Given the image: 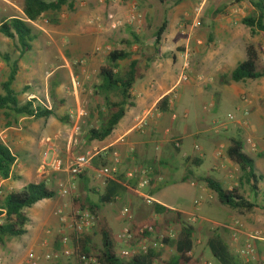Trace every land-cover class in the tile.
Returning a JSON list of instances; mask_svg holds the SVG:
<instances>
[{
	"label": "rangeland",
	"instance_id": "1",
	"mask_svg": "<svg viewBox=\"0 0 264 264\" xmlns=\"http://www.w3.org/2000/svg\"><path fill=\"white\" fill-rule=\"evenodd\" d=\"M231 1L155 0L150 18L144 17L140 9L142 16L138 6H136V11H139L142 17V24H136L135 26L126 25L115 29L116 35H112V38L108 36L102 49L104 53L97 50L93 51L89 39L83 38L77 43L73 39L68 38L70 36L69 33L74 31V27L72 26V20L67 16L75 13V11L72 13L64 11L59 14L56 17V20L59 21L58 24L52 20V15L47 14L35 22L34 25L29 23L37 38L33 43V51L27 53L21 59L20 73L12 87L17 93L20 105H25L30 101L35 106H42L44 103L47 108H52L50 109L53 112L52 117L54 116L55 118H59V116H68L70 118L69 114L77 111L79 103L88 111L89 116L84 120L80 132L76 136L74 135L75 137L69 136L73 123L66 124L59 119L63 127L62 132L68 133V136H63L61 140L63 153L59 160L62 161L61 171H63L64 168L68 169L70 165L65 160V153L69 148L71 152L79 153V150H82L79 149V146L81 144L84 146L88 130L92 129L90 126L95 125L98 121L94 119L93 111L102 104V100L95 96L94 88L99 84V69L106 63V56L111 50L116 47L123 48L121 42L130 40L134 33L140 42L131 49L135 54L133 59H140L143 67L149 65L144 75L149 73V68L152 64H165L166 60L178 57L181 62L179 77L183 66L180 56L188 51L191 55L189 81L183 83L186 88L181 104L182 109L188 112L189 115L187 131L189 133H205L198 140V145L204 149L203 153L207 155L204 158L203 165L199 168L194 164V166L191 165L192 181H194V184L196 182L197 187L193 188L191 187L192 183H188L189 181L181 182L179 179V176L185 173V167L181 161L177 163L175 158L177 154L173 145L167 144L165 148L162 146L158 159L164 162L161 166L165 177V183L162 187L163 194L171 203L177 204L186 213H181L183 221L196 229L191 256L196 260L197 264H220L208 245L209 239L215 235L221 236L230 250L240 258L243 264H258V260L264 255V212L260 209L252 212H240L224 207L219 203L215 194L207 188L201 189V186H199L202 182L201 179L206 176L215 177L226 188H232L239 183L241 172L238 166L233 164L226 155L229 138H235L239 135L245 141V152L255 160L258 171L264 175V78L240 83L230 80L231 72L246 58L245 48L247 44L255 45L264 60V34L252 35L250 29L242 23V20L249 17L253 11L250 0L225 8ZM121 2L126 6L123 12L132 10L131 6L134 0H121ZM222 8H225L224 14L214 17V12ZM109 14L105 13L103 19L105 18L104 24L110 26L108 21ZM165 18L169 21V28L166 32L167 39H163L158 52H155L154 47H151L152 43L154 44V35ZM211 34L212 42H209ZM65 35H68L67 38ZM128 36L130 39H126ZM2 54H10L12 60H16L19 57V52L16 50V42L9 39L8 49L0 52V93L1 84L7 80L9 75V67L2 60ZM213 55L220 58V73L215 77L201 71L202 62ZM129 63L130 61H125L120 66L126 68ZM222 76L227 78V83L222 82ZM76 78L81 82L82 88L86 89V92L81 94L80 97L78 96V98L71 93L73 79ZM196 86L204 90L203 95L200 97H197L198 89ZM30 95H35L36 97L24 100ZM46 95L49 96L51 104L46 102ZM202 110L212 120H217L216 126L210 124L200 128L196 118ZM13 116L16 115L10 111L0 112V136L1 132L9 127L5 126L4 123L9 122V125L12 126ZM230 117H233V120ZM38 121L33 119L23 124L22 133L28 139V143L38 137L40 131L36 123ZM41 122L43 123L44 121ZM3 126L5 127L2 128ZM219 127L222 128V131ZM229 130H232L231 133H229ZM218 138H220L221 147L216 157L215 151L219 145L213 144V142H217ZM0 143H3L1 137ZM209 144H213L211 149H208ZM13 148L18 158L22 159L24 154L18 152L19 148L17 146H13ZM89 153L97 154L94 160L101 158L100 162L98 161V166L94 165L93 160L94 167H101L103 159L107 161L108 156L112 158L114 154H117L113 148L105 151H101L98 148ZM85 154L88 153L82 155ZM119 164L120 160L117 165L118 173ZM174 165L176 167L172 169ZM220 165L226 167L225 170H227L229 179L226 180L222 175L213 172V169ZM21 170V166L16 165L13 169L14 177L12 179L3 180L0 178V205H2V200L8 193L21 191L27 185L35 184L34 182L38 180L37 176L40 173L37 168L34 172V181L27 178L23 179ZM68 175L71 177L69 172ZM76 180H80V178L77 177ZM72 184L73 180L70 179L68 187H71ZM52 185L55 186L53 183ZM59 186L58 182V189L65 188V186ZM261 187L264 190V181L261 183ZM250 196L259 205L262 204L260 199H255L252 194ZM91 197L97 200L96 196L91 195ZM138 202L142 204L143 218H155L159 221L161 226L160 234L153 233L150 239L127 242L123 238V234L128 225H130L129 228L131 229L134 217L130 224L128 216H125L123 211L124 199L121 198L112 205H106L103 208V214L108 219L118 240V255L124 260H129L130 258L123 257V250L129 249L137 255L153 247L161 255L158 264H167L170 258L175 255L176 249L174 245L165 244L163 238L176 241L180 236L181 227L177 224H168V218L166 217L155 215L153 206L147 205L143 197H138ZM40 206L39 208H41ZM37 210L38 207L31 209L29 211L30 217L33 218ZM120 210L121 215L118 212ZM69 214L67 213L65 216H69ZM130 215H132L131 212ZM121 221H125L128 225H124V228V226H121ZM239 225H243V227H239ZM33 230L36 231L37 226L31 223L28 226L29 232L26 236L21 239H6L0 244V264H26L28 254L32 250L37 251L39 255L46 252L61 253L63 247L54 249V240L59 239L61 242L66 236L72 238V234L66 224L60 222V225L57 224L55 229L52 224H49L45 231L49 232L48 235L54 239L42 241L40 246L35 248L30 242ZM95 241L97 244H101L99 236L95 237ZM156 243L159 244L158 248L154 247ZM249 243L253 244L255 248L253 255L246 253V246ZM171 249H174L173 253L170 252ZM87 261L88 264H98L95 259ZM71 263L84 264L83 261L82 263L78 261L76 257L71 260ZM34 264L47 263L39 261Z\"/></svg>",
	"mask_w": 264,
	"mask_h": 264
},
{
	"label": "trees",
	"instance_id": "2",
	"mask_svg": "<svg viewBox=\"0 0 264 264\" xmlns=\"http://www.w3.org/2000/svg\"><path fill=\"white\" fill-rule=\"evenodd\" d=\"M243 1L245 0H232L225 8L238 5ZM77 2L78 0H24L25 19L6 18L1 22L0 34L16 42L19 57L13 61L10 54L1 55L2 60L9 67V75L7 80L1 84L0 112L10 111L16 116L34 120H41L53 115L52 110L46 106H35L31 101L20 105L17 93L12 87L20 73L21 59L33 51V43L37 38L27 20L37 22L43 16L50 14L52 20L58 24L59 21L56 20V17L64 11L74 12ZM250 4L253 11L249 17L242 20V23L250 29L252 35L264 34V0H250ZM225 8L216 10L214 17L224 14ZM168 25L169 21L165 18L155 32V52H158L162 45ZM139 42V38L133 33L130 40L121 42L123 48L116 47L107 54L106 63L100 67L99 84L95 86L94 94L102 100V104L93 111V115H97L98 126L88 130L87 142H103L108 139L126 116L127 110L135 107L132 94L134 86L138 80L142 79L145 70L149 67V65L143 67L140 59H133L135 54L131 49ZM209 42H212V34ZM245 51V60L231 72L230 80L232 82L240 83L264 78V60L257 47L247 44ZM125 61H130V63L126 68H122L120 64ZM222 77V82L227 83V78ZM170 109L169 98L166 96L158 103L157 110L166 114L170 112ZM59 119L66 124L72 123L68 116H59ZM245 148V141L239 135L230 140L226 150L228 159L237 165L241 172L239 183L236 186L226 188L221 181L212 176H206L203 178V182L224 207L240 212H252L256 209L264 212V190L261 187L264 175L258 171L255 160L245 152ZM17 158L18 156L14 155L6 145L0 143L1 179L9 180L13 177L12 173ZM100 160L101 158H96L94 165L98 166ZM193 164L201 166L202 161L195 158ZM85 176L86 174H83L79 178L84 179ZM105 187L104 195L90 190L89 195L84 194L73 198L71 202V214L77 210H88L96 217V226L90 233L83 235L80 239L72 237L75 247L74 258L76 257L81 263L83 259H95L98 264H158L161 255L153 247L129 260H124L118 255V240L108 219L103 214V208L115 201V197L120 195L123 186L118 181H110ZM111 191H114V194H111ZM90 194L96 196L97 200L93 199ZM250 194L255 199H260L262 204L259 205L251 198ZM56 197L57 192L45 183L29 184L21 191L8 193L0 205V244L6 239H21L26 236L29 232L28 226L31 224L29 211L39 203L53 200ZM153 212L157 216L168 218V224H177L181 227L180 236L176 241L168 238L163 240L165 244L174 245L176 249L175 255L170 258L167 264H197L191 256L196 229L183 221L180 212L159 204L153 206ZM160 230V223L155 218L134 220L131 225L133 235L131 242L150 239L153 233L160 234ZM97 236L101 239L100 245L95 241ZM57 243L59 244V241ZM208 245L220 264H243L221 236L211 237Z\"/></svg>",
	"mask_w": 264,
	"mask_h": 264
},
{
	"label": "crops",
	"instance_id": "3",
	"mask_svg": "<svg viewBox=\"0 0 264 264\" xmlns=\"http://www.w3.org/2000/svg\"><path fill=\"white\" fill-rule=\"evenodd\" d=\"M154 3L155 0H134L131 8L136 9V6H138V10L140 11L141 9L144 17L150 18V16H152ZM23 5L24 0H0V24L6 18L18 17L25 19ZM125 7L126 6L122 4L121 0H78L75 6V13L67 16L70 17L73 22L72 26L74 27V31L69 33L70 36L65 35L66 38L68 36V38L73 39L74 42L77 43L83 38L89 39L93 51L97 50L104 53V50L102 49L105 46L108 36L111 37L112 35H116V30L111 29L108 24H104L105 18L103 19V15L105 13L121 15L125 13L123 12L125 11ZM141 11L140 14L142 15ZM27 22L31 25L35 24V22L29 20H27ZM126 39H130L129 36ZM163 39H167V33L164 34ZM8 44L9 39L0 34V52L4 49H8ZM151 47H154L153 43ZM98 55H100V53H98ZM219 62L220 58L213 55L211 58H207L202 62L201 71L215 77L220 73ZM180 67L181 62L178 57H172L170 60H166L165 64H152L149 68V73L143 75L142 79L138 80L134 86L132 94L135 107L127 110L126 116L119 123L113 134L103 142L94 141L89 143L86 138V142L83 144L86 148L81 144L79 149L82 150H79V153L71 152L70 148L65 153V160L70 164L76 156L89 153L94 149L100 148L101 151H105L109 148H113L117 152L120 160L119 173L116 175V181L123 186V189L121 190L120 195L115 197V201L112 204L123 198L125 201L123 209L128 207L134 220L146 219L142 217V204L141 202H138V197H141V193L151 196L156 204L186 214L177 204L171 203L165 194H163L162 187L165 183V177L161 170V166L164 162L158 159L160 154L159 151L162 149V146L163 148H165L167 144L174 146L175 153L177 154L175 157L177 163L181 161L184 163L183 166L185 167V173L179 176V179L181 182L189 181L188 183H192L191 187L193 188L197 187L196 182L194 184L191 177V165L194 166L193 160L195 158L200 159L203 165L204 158L207 156L206 153H203L204 149L198 145V140L205 133H189L187 131L189 126V115L188 112L182 109L181 104L186 87L184 84L180 86L177 85ZM198 86H196L198 89L197 97H200L203 95L204 90L198 88ZM176 87L178 99L175 101L174 105L171 106L170 112L162 114L157 110L158 103L164 97L168 96L173 88ZM35 97V95H30L24 100H30ZM46 102L51 104L48 95H46ZM43 105L45 104L43 103ZM50 109L52 108L50 107ZM153 111L157 112V118L147 119V114ZM174 116L178 119L174 120ZM94 117V119L97 120V115L94 114ZM32 120V118L13 116L12 126L9 125V122L4 123L5 126L9 127L1 132L0 137L3 144L6 145L14 155L17 154L15 153L13 146H17L19 148V151H17L24 154L22 159L17 158L16 163V165L19 167L21 166L22 168L21 176L23 179H35L34 172L37 168L40 175L37 176L38 180L34 183H45L48 187L53 188L57 192V197L55 199L39 203L36 206L38 207V210L35 212L33 218L30 217L31 223H34L37 226V230H33L32 238L30 239L31 245L36 248L40 246L42 241H50L51 239H54L48 235L49 232H46L45 228H47L49 224H52L54 229L57 224L60 225L61 217H65L67 213H71V202L73 198L84 194L89 195L90 190H95L101 195L105 194L106 187L102 186L99 182L98 171L102 167L110 165L112 158L111 156H108L107 161L104 159L101 161V167H94L93 169L88 170L84 173L86 174L84 179L76 180V178L69 177L67 169L64 168L63 171H59L52 167V164L56 160H59V157L63 153L61 146L63 136H68L67 132H62L63 127L61 121L54 116L39 120L36 122L40 129L38 137L28 143V139L22 133L23 124ZM41 121L44 122L42 123ZM196 121L200 128L210 124L212 126L217 125V120H212L203 110L199 112ZM97 124L98 121L95 125L90 127H97ZM219 129L222 131V128L219 127ZM231 131L232 130H229V133H231ZM69 136H73V130H70ZM232 138L234 137L229 138V144ZM213 144L219 145L218 149L215 151L217 157L219 148L221 147L220 138L217 139V142H213ZM213 144H209L208 149H211ZM175 167L176 165H174L172 169ZM199 167L200 166H197V168ZM225 169L226 167L224 165H220L215 167L213 172L222 175L227 180L229 178L227 176V170ZM131 172H135L136 174L132 179L128 176ZM144 173L146 174L145 176L149 185L140 188V182L145 177L143 175ZM70 179L73 180V187L72 185L71 187H68ZM57 181L59 182V187L65 186V188L58 189ZM201 181V185H199L201 186V189L204 187L207 188L203 179H201ZM52 183L55 184V186H53ZM110 193L114 194V191H111ZM39 206L41 208H39ZM118 212L121 215V210ZM124 223L125 221L121 223V226L128 225V223ZM57 241H59V244ZM60 243L59 239H56V241L54 240V249H59L62 246Z\"/></svg>",
	"mask_w": 264,
	"mask_h": 264
},
{
	"label": "built area",
	"instance_id": "4",
	"mask_svg": "<svg viewBox=\"0 0 264 264\" xmlns=\"http://www.w3.org/2000/svg\"><path fill=\"white\" fill-rule=\"evenodd\" d=\"M141 18H142L141 15L136 11V9H132L126 11L121 16L116 14H109L108 21L110 23V28L115 30L122 28L126 25L135 26L136 24H142ZM180 57L183 61V66H182V72L180 74L177 83L178 86H180L183 83H187L189 81L190 60H191V55L188 51L181 54ZM177 87L173 88V90L168 95L170 106H172L175 103V101L178 99ZM85 92L86 89L82 88L79 79L78 78L73 79L72 90H71L72 95L78 98V96L80 97V95ZM157 115L158 114L156 111L149 112L146 118L147 119L157 118ZM88 116H89L88 111L84 107H82L79 103L77 111L75 113L72 112L70 114V119L73 123V128H72L73 137H75L80 132L81 126L84 123V120ZM176 118L177 117L174 116V119ZM230 119L233 120V117H230ZM96 155H97L96 153L95 154L88 153L74 158L67 169L71 177L75 179L80 175H82L84 172L93 169L94 168L93 160L96 157ZM118 163H119V157L117 154H114L112 157V163L106 167L101 168L98 171L99 182L101 183L102 186H107V184L110 181H116L117 178L116 175L118 174V166H117ZM62 165L63 164L61 160H56L52 164V167L60 171ZM135 175H136L135 172H131L129 173L128 176L129 178L132 179L135 177ZM143 175L145 176L146 174L144 173ZM147 185H148V180L145 176L141 180L139 187L144 188ZM141 197L144 198L146 204L149 206H154L156 204L155 200L147 194L141 193ZM123 211H124V215L128 216V219L131 224V222L133 221V216L130 215V209L126 207L124 208ZM61 222L67 225L70 233L72 234V237L74 236L76 239H80L83 235L90 233L94 229V227L96 226V217L93 213H91L88 210H84V211L77 210L73 214L70 213L69 216L61 217ZM129 226L130 225L127 226L123 234V238L127 242L132 241L133 239V235L131 233V229L129 228ZM239 227H243V225H239ZM61 244L63 247L61 253L46 252L43 253L42 255H39L35 250L30 251L28 254L26 264H34L39 261H44L47 264H72L71 260L74 258L75 255V247H74L73 239L70 236H66L62 239ZM154 247L158 248L159 244L157 243L154 244ZM170 252L173 253L174 249H171ZM254 252H255V248L253 244L249 243L246 246V253L248 255H253ZM122 255L125 258H131L135 254L131 252L129 249H125L122 251ZM82 261L84 262V264H88L87 259H83ZM258 264H264V255L261 256V258L258 260Z\"/></svg>",
	"mask_w": 264,
	"mask_h": 264
}]
</instances>
